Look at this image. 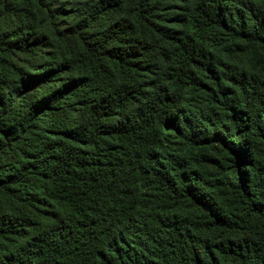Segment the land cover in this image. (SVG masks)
Wrapping results in <instances>:
<instances>
[{
    "label": "trees",
    "instance_id": "obj_1",
    "mask_svg": "<svg viewBox=\"0 0 264 264\" xmlns=\"http://www.w3.org/2000/svg\"><path fill=\"white\" fill-rule=\"evenodd\" d=\"M0 264H264V0H0Z\"/></svg>",
    "mask_w": 264,
    "mask_h": 264
}]
</instances>
